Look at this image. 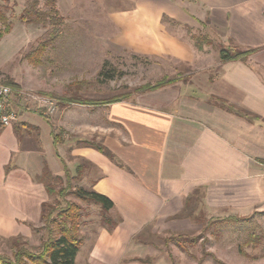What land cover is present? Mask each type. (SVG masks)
Returning a JSON list of instances; mask_svg holds the SVG:
<instances>
[{"label": "crops", "instance_id": "obj_1", "mask_svg": "<svg viewBox=\"0 0 264 264\" xmlns=\"http://www.w3.org/2000/svg\"><path fill=\"white\" fill-rule=\"evenodd\" d=\"M56 8L70 30L80 26L66 14L99 16L81 24L98 31L93 54L143 57L156 64L146 73L176 81L107 104L71 102L63 119L19 107V119L0 127V238L35 235L48 179L114 203L108 227L98 204L74 195L96 218L83 217L76 264H169L143 232L151 240L205 212L264 213V0H56ZM194 34L210 43L197 47ZM88 43L65 40L84 47L75 62L85 73ZM220 46L250 53L222 62Z\"/></svg>", "mask_w": 264, "mask_h": 264}, {"label": "rangeland", "instance_id": "obj_2", "mask_svg": "<svg viewBox=\"0 0 264 264\" xmlns=\"http://www.w3.org/2000/svg\"><path fill=\"white\" fill-rule=\"evenodd\" d=\"M47 1L0 0V5L12 23L10 33L0 39V80L13 88L11 110L17 115L15 121L19 119L20 108L37 110L49 120H55L64 116V109L73 98L82 100L89 97L88 100H84L87 101L85 104L97 105L92 102L107 104L101 102L134 97L142 92L138 90L146 84H154L169 75L159 74L160 70L157 72L154 68L150 74L146 73L145 69L149 70L156 64L152 65L143 57L135 58L123 52L109 51L103 59L98 57L97 53L93 54V50L100 49L94 42L97 40L98 31L94 28L82 31L81 24L96 21L99 17L97 15L66 14L67 19L70 17L69 23L79 24L77 30H70L65 21L61 22L60 16L54 17L55 24L51 18L47 19L45 25L22 24L20 16L29 5L30 9L31 4L36 5L39 2L38 10L51 13L52 6L48 5ZM2 27L0 25V28ZM53 38L55 39L52 40ZM82 38L91 41V45L88 43L91 57L89 63H85L88 73L75 62V58L81 56L84 47L77 44H70L69 47L65 45V40ZM44 41L48 44L44 53L27 58L26 55ZM103 49L105 50L104 47ZM75 52L78 53L76 56ZM35 58H40L41 61H35ZM102 71L104 73L101 74ZM214 71L217 72L216 69ZM89 101L92 102L88 103ZM57 132L59 138L65 137L62 128L58 127ZM47 182L48 188L53 191L49 201L53 208V217L59 218V213L72 203L81 208L82 219L84 216L96 219L95 213L84 203L78 202L72 194V184L67 187L60 179H48ZM98 207L102 210L97 214L100 220H103L104 216L109 217L101 205ZM105 225L111 227L113 221ZM44 226L45 221H42L40 228H35V235L28 240L32 248L40 246L48 237L47 228ZM51 227L56 229L54 224H51ZM171 227L168 232L161 234L150 232L154 236L151 240L148 236L149 230L142 234L143 239L148 238V241L157 243L164 249L166 253L164 258L168 256L169 264H264V213L245 218L219 219L215 216L210 217L205 212L193 221H185L179 225L171 224ZM0 252L11 255L12 248L7 242H3L0 245Z\"/></svg>", "mask_w": 264, "mask_h": 264}, {"label": "trees", "instance_id": "obj_3", "mask_svg": "<svg viewBox=\"0 0 264 264\" xmlns=\"http://www.w3.org/2000/svg\"><path fill=\"white\" fill-rule=\"evenodd\" d=\"M48 5L52 6V12H44L37 9L40 3L37 2L36 5L31 4L26 8L25 11L20 16V20L23 23H47V19L51 18V21L54 20L55 24V16H60L61 22L64 21V18L60 15L59 11L56 8V0H48ZM0 25L3 26L0 28V39L10 33L12 29V23L9 21V18L0 5ZM53 38L52 40H54ZM192 39L194 40L197 47L202 48L204 44H209L210 40L203 35H192ZM51 40V41H52ZM48 44L46 42H41L38 47L30 51L28 53L27 58L35 57V54H43L44 50L46 49ZM220 59L222 62H227L230 60H238V59H245L250 51H243L236 46H229L224 47L220 46ZM35 61L40 62V58H35ZM104 73L103 71L101 74ZM176 79L164 77L154 84H146L144 87L140 88L138 91H151L159 89L163 86L171 84L175 82ZM121 99H113L109 101H104L101 103H109L113 101H117ZM70 102L75 103H87V101L75 98L70 99ZM89 101L88 103H91ZM92 103H100V102H92ZM3 125L0 123V127ZM93 145L103 153L107 154L109 157L114 158L111 152L102 144H95ZM51 194L53 191L48 189ZM76 197L86 201L92 202L98 205H101L104 210L105 214L114 207L113 201L106 195L95 192V191H87L84 189H77L72 191ZM193 201L189 199L188 201V210L191 211ZM52 207L49 202L43 205L42 211V221H45V229L47 228L48 237L43 240L37 248H32L28 241L23 239L22 237H15L10 239H2L0 238V245L3 242H7L10 247L12 248V254L6 255L5 253L0 252V264H76V257L79 253L81 246L83 244V239L79 236L81 231V226L83 225V219L81 214V208L76 204H69L66 209H63L59 213V218L53 217ZM107 215V214H106ZM230 219V218H227ZM232 220V219H231ZM109 217L104 216L102 223H109L112 222ZM51 224H54L56 229L51 227ZM112 223H110L111 225ZM172 237V236H171ZM170 237V238H171ZM169 238V239H170ZM149 261V260H144Z\"/></svg>", "mask_w": 264, "mask_h": 264}, {"label": "built area", "instance_id": "obj_4", "mask_svg": "<svg viewBox=\"0 0 264 264\" xmlns=\"http://www.w3.org/2000/svg\"><path fill=\"white\" fill-rule=\"evenodd\" d=\"M13 96L12 86L0 80V123L4 126L10 125L17 119L16 113L11 110Z\"/></svg>", "mask_w": 264, "mask_h": 264}]
</instances>
